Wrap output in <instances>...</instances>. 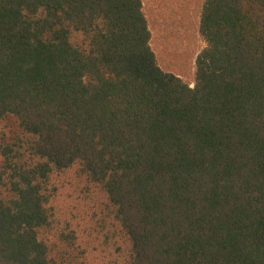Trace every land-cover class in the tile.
Segmentation results:
<instances>
[{
  "label": "trees",
  "instance_id": "obj_1",
  "mask_svg": "<svg viewBox=\"0 0 264 264\" xmlns=\"http://www.w3.org/2000/svg\"><path fill=\"white\" fill-rule=\"evenodd\" d=\"M199 34L190 86L141 0H0V264H264V0Z\"/></svg>",
  "mask_w": 264,
  "mask_h": 264
},
{
  "label": "rangeland",
  "instance_id": "obj_2",
  "mask_svg": "<svg viewBox=\"0 0 264 264\" xmlns=\"http://www.w3.org/2000/svg\"><path fill=\"white\" fill-rule=\"evenodd\" d=\"M151 34L150 46L155 55L156 65L165 73L173 74L193 86L195 60L204 47L199 34V18L204 0H141ZM11 127L10 124H8ZM0 125V130L2 129ZM80 187L76 183L73 189H65L59 200L61 208L58 218L63 221L72 219L83 231L85 225H91L87 217L88 205L78 198L73 190ZM88 202V201H87ZM84 214V215H83ZM82 238L88 239L83 231ZM97 252L91 255V264L98 263Z\"/></svg>",
  "mask_w": 264,
  "mask_h": 264
}]
</instances>
